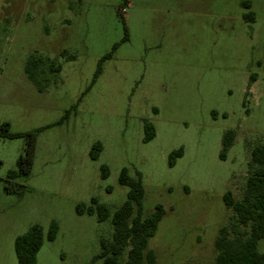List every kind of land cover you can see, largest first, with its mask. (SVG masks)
<instances>
[{
    "label": "rangeland",
    "instance_id": "374dc122",
    "mask_svg": "<svg viewBox=\"0 0 264 264\" xmlns=\"http://www.w3.org/2000/svg\"><path fill=\"white\" fill-rule=\"evenodd\" d=\"M116 44L76 114L40 134L32 174L17 180L28 187L22 199L5 185L26 141L0 137V264H18L16 238L36 224L47 235L54 221L57 239L45 241L38 264H97L111 221L76 207L97 198L114 214L129 192L119 184L124 168L142 174L144 214L165 209L149 241L160 264H215L216 237L232 214L223 197L241 198L251 150L264 144V0H0V130L59 121ZM31 56L47 65L42 91L25 74ZM53 62L60 73H49ZM146 121L156 129L149 143ZM228 130L236 139L223 161ZM97 142L104 150L93 161Z\"/></svg>",
    "mask_w": 264,
    "mask_h": 264
},
{
    "label": "trees",
    "instance_id": "16d2710c",
    "mask_svg": "<svg viewBox=\"0 0 264 264\" xmlns=\"http://www.w3.org/2000/svg\"><path fill=\"white\" fill-rule=\"evenodd\" d=\"M128 5L130 0H123ZM244 8H250V2L242 3ZM247 21L254 20V13L244 15ZM127 32V31H126ZM128 39L125 36L124 41ZM120 44H116L112 51L104 56L98 64V68L92 83L81 95L77 104L68 109L63 117L56 123L37 128L26 133L11 134L10 123L5 122L0 130V137L7 139H24L26 147L23 155L17 161L16 169L8 172L6 177L5 191L15 194L22 199L28 191L25 184L17 182L19 178H29L35 165L38 139L46 129L61 126L69 121L71 115L76 114L79 104L84 96L95 85L102 73V65L109 60ZM43 59L31 56L25 64V74L28 80L38 88L40 77L46 74ZM49 73H60L62 67L55 62L49 64ZM254 77L250 79V85ZM144 142L149 143L156 137L155 126L146 121L144 123ZM236 133L228 130L223 135L220 159L225 161L231 148L234 146ZM104 147L101 142L95 143L90 150V158L97 161ZM185 154L184 148L173 151L168 158L170 168L176 166L177 160ZM110 170L107 165L101 167V178L107 180ZM119 184L129 189L126 202L111 213L108 206L92 198L90 205L81 203L76 207L79 216L84 214L96 216L99 223L111 221L113 233L111 239L101 238L100 252L93 258L97 264H158L157 254L149 248V241L153 239L165 217V209L157 205L150 216L144 214L143 199L145 189L143 177L140 172L132 177L127 168L122 169L119 176ZM110 191V190H109ZM223 201L228 210L232 212L227 225L223 226L215 240L216 258L215 264H264V251H259V244L264 239V144L258 145L251 150L248 164V177L240 199H236L231 191L225 193ZM59 233V224L51 223L47 235L41 225H33L23 235L15 240V253L18 264H38V254L45 241L55 242ZM122 262V263H121Z\"/></svg>",
    "mask_w": 264,
    "mask_h": 264
},
{
    "label": "crops",
    "instance_id": "0c3cea01",
    "mask_svg": "<svg viewBox=\"0 0 264 264\" xmlns=\"http://www.w3.org/2000/svg\"><path fill=\"white\" fill-rule=\"evenodd\" d=\"M156 254H157V253H156ZM157 258H158V256H157ZM157 262H158V264H160V260H159V259H158V261H157Z\"/></svg>",
    "mask_w": 264,
    "mask_h": 264
}]
</instances>
